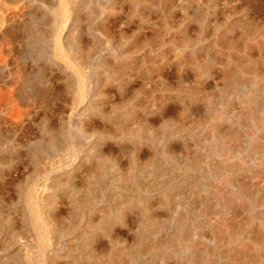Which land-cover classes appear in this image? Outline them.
<instances>
[{
  "label": "rangeland",
  "instance_id": "obj_1",
  "mask_svg": "<svg viewBox=\"0 0 264 264\" xmlns=\"http://www.w3.org/2000/svg\"><path fill=\"white\" fill-rule=\"evenodd\" d=\"M2 1L0 264H264V0Z\"/></svg>",
  "mask_w": 264,
  "mask_h": 264
},
{
  "label": "bare ground",
  "instance_id": "obj_2",
  "mask_svg": "<svg viewBox=\"0 0 264 264\" xmlns=\"http://www.w3.org/2000/svg\"><path fill=\"white\" fill-rule=\"evenodd\" d=\"M3 1H4V0H3ZM3 1H2V2H3ZM7 1H8V0H7ZM28 1H29V0H28ZM21 2H22V1H21ZM26 2H27V1H26ZM51 2L53 3V1H51ZM78 2H79V1H78ZM100 2H102V1H100ZM105 2H106V1H105ZM120 2H121V1H120ZM9 3H10V2H9ZM57 3H58V2H57ZM5 4H6V3L2 4V3L0 2V25H1V26H2V25H5L6 18H7V17H6L7 15H6V16L4 15V6H6ZM60 4H61V3H60ZM78 4H79V3H78ZM100 4H101V3H100ZM100 4H99V5H100ZM104 4H105V3H104ZM119 4H120V3H119ZM12 5H13V4H12ZM12 5H11V6H12ZM14 5H15V4H14ZM28 5H29V4H28ZM106 5H107V3L105 4V6H106ZM120 5H121V4H120ZM138 5H139V4H138ZM7 6H8V5H7ZM11 6H10V8H11ZM20 6H21V5H20ZM25 6H26V5H25ZM46 6H47V5H46ZM56 6H57V5H56ZM75 6H78V5L76 4ZM123 6H124V5H123ZM68 7H69V2H66V4L62 7V8H63V11H64V12H65V10L68 11ZM12 8H13V7H12ZM14 8H15V7H14ZM41 8H42V7H41ZM59 8H60V7H59ZM85 8H86V7H85ZM28 9H29V8H28ZM57 9H58V8H57ZM96 9H97V7H96ZM117 9H118V8H117ZM117 9H116V10H117ZM5 10H6V9H5ZM7 12H8V10H7ZM10 12L12 13V11H10ZM69 12H70V11H69ZM93 12H94V11H93ZM5 13H6V12H5ZM8 13H9V12H8ZM65 13H66V12H65ZM79 13H81V12H79ZM83 13H84V12H83ZM100 13H101V12H100ZM98 14H99V13H98ZM9 15H10V14H9ZM12 15H13V14H12ZM68 15H69V14H68ZM96 15H97V14H96ZM102 15H103V14H102ZM14 16H16V15H14ZM17 16H18V15H17ZM17 16H16V17H17ZM20 16H21V15H20ZM65 16H67V15L65 14ZM65 16H62V17H65ZM69 16H70V15H69ZM69 16H68V17H69ZM8 17H9V16H8ZM13 18H14V17L12 16V20H13ZM17 18H18V17H17ZM17 18H15L14 20H16ZM64 19H65V18H64ZM8 20H9V19H8ZM12 20H11V23H12ZM14 20H13V21H14ZM18 20H19V19H18ZM59 20H60V19H59ZM19 21H20V20H19ZM21 21H22V20H21ZM61 21H63V19H61ZM66 21H68V19H67ZM91 22H92V21H91ZM110 22H111V21H110ZM9 23H10V22H9ZM9 23H8V24H9ZM60 23H61V22H60ZM8 24H7V25H8ZM79 24H80V22H79ZM13 25H14V24H13ZM15 25H16V24H15ZM22 25H23V24H22ZM71 25H72V24H71ZM81 25H82V24H81ZM5 26H6V25H5ZM18 26H19V25H18ZM66 26H67V25H66ZM66 26H65V27H66ZM15 27H16V26H14V28H15ZM73 27H74V26H73ZM23 28H24V27H23ZM23 28H22V29H23ZM81 28H82V27H81ZM108 28H109V27H108ZM3 29H4V28H3ZM5 29H6V28H5ZM10 29H11V28H10ZM16 29H17V28H16ZM19 29H20V28H19ZM0 30H1V29H0ZM7 30H9V29H7ZM17 33H18V32H17ZM14 34H15V32H14ZM19 34H20V32H19ZM21 34H22V33H21ZM10 35H11V33H10ZM15 35H16V34H15ZM12 36H13V34H12ZM16 36H17V35H16ZM16 36H15V37H16ZM15 37H12V39H11V40L13 41L12 43L15 42V41L13 40ZM19 37H20V36H19ZM21 37H22V36H21ZM5 38H6V37H5ZM10 38H11V37H10ZM17 38H18V36H17ZM11 40H10V41H11ZM15 40H16V39H15ZM17 41H18V39H17ZM17 41H16L15 43H17ZM8 42H9V41H8ZM4 43H6V42H4ZM9 43H11V42H9ZM7 44H8V43H7ZM3 45H4V44H3ZM8 46H9V45H8ZM9 47H10V46H9ZM18 47H19V46H18ZM9 49H10V48H9ZM5 50L7 51V49H5ZM11 50H13V49L11 48ZM11 50H10V51H11ZM15 50H16V49H15ZM75 50H76V49H75ZM75 50H74V51H75ZM6 51H4V53H5ZM12 52H13V51H12ZM60 52H61V51H60ZM60 52H59V53H60ZM59 53H58V54H59ZM5 54H6V53H5ZM16 54H17V53H16ZM60 54H61V53H60ZM7 55H8V53H7ZM70 55H71V53H70ZM73 55H74V54H73ZM16 57H17V56H16ZM74 57H75V56H74ZM12 59H14V58H12ZM62 59H63V58H62ZM70 59H71V58H70ZM118 59H119V58H118ZM5 61H6V60H4L3 62H5ZM13 61H14V60H13ZM7 63H8V62H7ZM5 65H6V64H5ZM17 65H18V64H17ZM22 66H23V65H22ZM25 66H26V65H25ZM15 67H16V66H15ZM1 68H2V67H1ZM18 68H19V67H18ZM72 68H74V67H72ZM21 69H23V67H22ZM25 69H26V67H25ZM27 69H28V68H27ZM27 69H26V70H27ZM74 69H75V68H74ZM11 70H12V69H11ZM15 70H16V69H15ZM21 71H22V73H23V71H25V70L23 69V70H21ZM3 72H4V71H3ZM17 72H19V71H17ZM15 73H16V72H15ZM20 73H21V72H20ZM24 74L27 75V73H25V72H24ZM10 75H11V74H10ZM16 75H18V74H16ZM19 75H21V74H19ZM25 75H23L22 77H25V80H26V76H25ZM11 77H12V76H11ZM19 79H20V78H19ZM17 80H18V79H17ZM21 81H22V80H21ZM17 83H19V82H17ZM21 83H22V82H21ZM24 84L26 85V83H24ZM24 84H23V86H24ZM15 86H16V85H15ZM3 87H4V86H3ZM9 87H10V86H9ZM18 87H19V86H18ZM20 87H22V86L20 85ZM16 88H17V87H16ZM10 89H12V88H10ZM18 89H19V88H18ZM14 90H15V87H14ZM21 90H22V89H21ZM21 90H19V91L21 92ZM16 91H17V93H18V90H16ZM25 92H27V87H26V91H25ZM28 92H29V91H28ZM21 94H22V93H21ZM28 94H29V93H28ZM5 95H6V94H5ZM5 95H3V97H4ZM8 95H9V101H10V103H11V102H14V101H15L14 99L19 98V97H17V96H19L20 93H19V95L17 94L16 97L14 98V91L12 90V91H10V93H9ZM8 95L5 96L6 101L8 100V99H7V98H8ZM23 95H24V90H23ZM25 95H26V94H25ZM20 96L23 97L22 95H20ZM0 98H1V97H0ZM5 98H3V99L5 100ZM6 101H5V102H6ZM7 102H8V101H7ZM16 102H17V101H16ZM21 102H23V101H21ZM25 102L28 103V101H25ZM1 103H2V102H1ZM1 103H0V104H1ZM18 103H19V102H18ZM18 103H17L18 106H22L21 104L19 105ZM23 103H24V102H23ZM27 103H26V106H27ZM4 104H5V103H4ZM7 104H8V103H6V105H7ZM10 105H11V104H10ZM1 106H2V105H1ZM1 106H0V107H1ZM4 106H5V105H4ZM7 107H8V106H7ZM22 107H25V106H22ZM16 108H17V107H16ZM18 108H19V107H18ZM20 108H21V107H20ZM26 108H27V107H26ZM26 108H25V111H27ZM0 109H1V108H0ZM8 109H9V107H8ZM11 109H12V108H11ZM23 109H24V108H23ZM12 110H13V109H12ZM17 110L19 111V109H16V111H17ZM14 111H15V109H14ZM18 111H17V112H14V114H15V113H18ZM25 114H26V113H25ZM16 115H17V114H16ZM19 115H20V114H19ZM11 116H12V115H11ZM8 117H9V116H8ZM20 118H21V117H20ZM11 119H14V118L12 117ZM11 119H10V120H11ZM8 120H9V119H7V122H8ZM10 122H11V121H10ZM10 122H9V123H10ZM12 122H13V120H12ZM15 123H17V122L15 121ZM18 123H19V122H18Z\"/></svg>",
  "mask_w": 264,
  "mask_h": 264
}]
</instances>
